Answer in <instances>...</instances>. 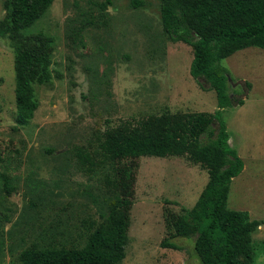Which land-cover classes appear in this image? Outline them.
Instances as JSON below:
<instances>
[{
	"label": "rangeland",
	"instance_id": "obj_1",
	"mask_svg": "<svg viewBox=\"0 0 264 264\" xmlns=\"http://www.w3.org/2000/svg\"><path fill=\"white\" fill-rule=\"evenodd\" d=\"M159 4L54 0L26 30L54 37V70L49 82L35 84L38 107L25 125L16 120L13 49L0 36V264H12L32 243H83L88 222L100 221L115 195L114 164L99 151L107 132L165 111L220 109L216 92L190 74L192 47L162 30ZM220 66L232 97L243 99L220 109L243 161L227 207L260 222L252 246L264 263V49L237 50ZM79 154L91 160L83 164ZM207 180L186 156H141L125 256L116 264H201L191 239L173 238L179 249L160 243L165 213L191 208Z\"/></svg>",
	"mask_w": 264,
	"mask_h": 264
},
{
	"label": "trees",
	"instance_id": "obj_2",
	"mask_svg": "<svg viewBox=\"0 0 264 264\" xmlns=\"http://www.w3.org/2000/svg\"><path fill=\"white\" fill-rule=\"evenodd\" d=\"M53 1H3L0 36H7L13 49L16 120L20 125H25L38 107L35 84L47 83L53 76L54 37L42 29L26 32ZM159 14L162 30L170 40L192 47L190 74L201 88L216 92L218 107L243 104V99L232 97L220 62L249 46L264 49V0H160ZM220 109L165 111L107 132L99 142V151L103 160L114 164L115 195L102 219L88 222L82 244L32 243L12 264L120 262L128 241L141 156H186L208 174L191 208L165 213L167 232L161 246L179 249L173 238L184 237L191 239L192 254L201 264H264L256 262L252 246V233L260 222L251 219L248 211L227 207L230 183L243 169V161L229 144ZM80 157L83 164L91 160L86 154ZM3 179L6 183V177Z\"/></svg>",
	"mask_w": 264,
	"mask_h": 264
}]
</instances>
